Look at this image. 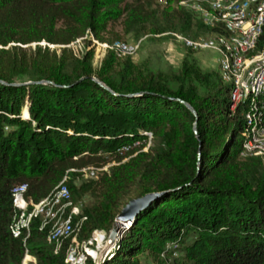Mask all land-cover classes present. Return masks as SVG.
I'll list each match as a JSON object with an SVG mask.
<instances>
[{
	"label": "trees",
	"instance_id": "16d2710c",
	"mask_svg": "<svg viewBox=\"0 0 264 264\" xmlns=\"http://www.w3.org/2000/svg\"><path fill=\"white\" fill-rule=\"evenodd\" d=\"M156 1L0 0V81L7 83H0V264H21L25 249L29 264H65L68 242L52 253L49 224L40 228L33 217L29 233L12 232L13 221L63 178L75 201L86 198L76 217H86L79 229L86 238L101 240L95 230L112 229L125 197L162 193L122 229L100 264H162L167 247L176 254L172 264H264V159L240 157L244 122L239 108L229 111L219 76L212 83L186 59L180 74L143 71L113 52L94 69L84 44L79 56L71 47L29 46L70 45L83 36L107 43L118 36L115 24L136 36L221 32L184 7L155 8ZM263 43L264 33L258 51ZM41 80L50 83H35ZM143 132L151 134L145 151ZM109 163L96 178L81 171Z\"/></svg>",
	"mask_w": 264,
	"mask_h": 264
},
{
	"label": "bare ground",
	"instance_id": "6f19581e",
	"mask_svg": "<svg viewBox=\"0 0 264 264\" xmlns=\"http://www.w3.org/2000/svg\"><path fill=\"white\" fill-rule=\"evenodd\" d=\"M246 2L247 0H238L239 6H246ZM182 4L186 9L195 13L202 24L211 28L221 29V32H214L211 36L204 39H189L181 35L176 37L181 40L186 47L193 51L210 50L217 53L218 76L221 82L228 86V98L230 101L229 111L233 113L234 105H236V109L239 108L240 116L244 122L246 138L242 143L240 157H260L264 159V43L261 50H257L259 39L264 33V0H250L248 2V9L258 11V16L262 17L254 22V34L253 37L249 38V44L246 34L234 26L232 24V19L226 16L231 15V8L229 7L228 0H187ZM245 19H252V12H245ZM91 40L98 48H101L102 52H105V49H112L116 52L117 56L131 54L134 48L124 44L112 46L99 43L95 39ZM240 45H242V55L237 57V55L240 54ZM258 64L259 68H256ZM244 77L245 83L243 85V93L240 96L237 92L236 81ZM143 134L151 137V134L148 132H143ZM137 145L138 141L131 146ZM131 146H120L118 150L120 153H125ZM84 169H87V167ZM95 172H92L89 177L96 178ZM63 183L64 178L47 197L34 205L30 212L23 211L19 217L24 215H28V218L36 216L34 208L37 205L42 206L44 202H49L48 200L62 199L69 204V193ZM24 190V185L14 188L12 190L13 198L15 199L21 196ZM78 215V209L73 206L64 220L60 221L56 219L50 227L45 242L52 246V253L54 254L58 253L64 241L68 242L66 246L67 256L65 264H78V260H85L83 256V250L85 248V250L89 248L94 249L92 260L94 264H100V254L105 246H101L102 241L97 237L80 238V235H78L79 233H76L73 228L74 225L72 227V217L75 216L76 218ZM85 219L86 217L83 216L78 221L80 225ZM42 226L41 224L40 228H42ZM14 228L15 229L12 227V232L14 235H17L19 229L22 227L14 226ZM93 243H96V245H93ZM111 248L112 247L107 250V253H109ZM33 260L34 258L28 256L27 250L25 249L22 264H27ZM86 264L91 263L88 261Z\"/></svg>",
	"mask_w": 264,
	"mask_h": 264
},
{
	"label": "rangeland",
	"instance_id": "374dc122",
	"mask_svg": "<svg viewBox=\"0 0 264 264\" xmlns=\"http://www.w3.org/2000/svg\"><path fill=\"white\" fill-rule=\"evenodd\" d=\"M184 1H187V0H157L155 8H158L160 10L161 9L176 10V9H179L180 7H184V5L182 4ZM113 31L114 33H117L118 36H114L113 34L108 35L107 36L108 41H106L107 43L105 44L112 45V46H118L120 44H124L126 46L134 47L131 54L117 56L116 52L112 49H105V52H102L101 48H98L97 45L94 42H92V40H89V38L86 36H83L82 38H77L70 45H49L44 42H40V43H31L29 46L32 47L38 44L42 46L43 48L49 47L50 49L71 47L75 49L76 56H79L80 47L82 48V50H84V47L82 46V44H84L86 50L91 49L93 52L92 66L94 69L100 68L104 60V57L106 56L108 52H113L115 57L118 59V61H122L126 58L129 59L135 67L143 71L151 70L153 73H160V74H167V75L180 74L182 70L183 61L186 59L188 64H193L195 68L199 70L201 73H208L210 75V80L212 83L219 82L217 53L210 51V50L193 51L189 49L188 47H186L184 43L181 40L177 39L176 37L178 35H181L189 39H200V38L204 39L207 37V34L199 33L196 37H193L191 35L181 34L174 30H167L162 33L148 32V33H143L142 35L136 36L132 33H123L122 28L117 24L113 26ZM96 41L99 43H102L98 40ZM95 49L100 52H96ZM23 82H26V81H22V83ZM195 84L198 86L200 92L204 91L203 85L200 86L198 85V83H195ZM150 138L151 137L146 136V146L143 148L144 151L146 150L147 146L150 143ZM135 143L136 141L133 143V145ZM127 159L128 158H125L121 162H124ZM109 165H112V163L103 165L101 167L99 166L96 167L99 169L90 167L87 169H83L81 171L84 173L85 176H90L92 172H95L97 170L95 172L96 177H97L100 175L102 171L106 170ZM64 181H65V178H64ZM72 199L73 198L71 197L69 193V202H70L69 204L65 200L58 199V200H48L49 202L47 203L44 202L42 206L37 205L34 208L35 209L34 212L36 216H33V217H37V219H39V222H41L43 226L49 224V226L51 227V225L54 223L56 219H59L60 221L64 220V218L68 215V213L70 212L73 206H75L79 212L80 210L79 207H81V205H83L86 201V198H83L82 200H79V201H75L74 199L73 200ZM130 200L131 199L129 197H125L122 201V205H123L122 208ZM33 217L28 218V215L17 217L13 221V224H12L13 229H15L14 226H18V227L24 228L25 231L29 233L31 218ZM127 225L125 227H127ZM50 227H49V230H50ZM72 227L75 229L76 233H79L78 235H80L81 239L86 238L85 236H83V234H81L82 229H81V232L79 231L80 223L76 221L75 216L72 217ZM49 230H48V233H49ZM95 231H100L104 234V236H100L102 238L100 240L102 241L101 246H105L100 254L101 259H102L103 257L107 255V250L110 248L108 244L106 246L107 237L110 231L105 232L101 229H97ZM95 231L92 230L91 233ZM93 245H96V243H93ZM85 249L83 250V256L85 257V260H82V261L78 260L77 261L78 264H83V263L86 264V262L88 263L89 257L87 254L90 252V250L88 249L85 250ZM167 249H169L171 253H165V254L160 255V257L162 258L164 262L162 264H172L173 262L172 260L176 257V254L173 248L171 249L170 247H167ZM86 256H87V261H86ZM29 263L31 262H28L27 264ZM21 264H22V261H21ZM147 264H151V263L148 262ZM154 264H158V263H154Z\"/></svg>",
	"mask_w": 264,
	"mask_h": 264
},
{
	"label": "water",
	"instance_id": "95a60500",
	"mask_svg": "<svg viewBox=\"0 0 264 264\" xmlns=\"http://www.w3.org/2000/svg\"><path fill=\"white\" fill-rule=\"evenodd\" d=\"M92 80H94L98 85L104 86L99 80H97L94 77H91ZM1 84H7L3 81H0ZM32 82H26L22 84H29ZM35 83H50L47 80H41ZM15 85H20L15 84ZM180 103H182L194 116H196V111L194 108L189 105L188 103L184 102L183 100L177 99ZM194 128H196V123L194 125ZM162 193L152 192V193H146L141 197L131 199L119 212V214L116 216L115 219V225L110 230L108 237H107V244L108 246L112 247L115 241L117 240L118 236L120 235L122 229L129 224L136 214L143 209L149 202L157 198Z\"/></svg>",
	"mask_w": 264,
	"mask_h": 264
},
{
	"label": "built area",
	"instance_id": "2783aa9c",
	"mask_svg": "<svg viewBox=\"0 0 264 264\" xmlns=\"http://www.w3.org/2000/svg\"><path fill=\"white\" fill-rule=\"evenodd\" d=\"M229 1V7L231 8V15L229 16L232 19V24L239 28L246 36L248 37V44H249V38L253 37L254 34V22L258 20V18H262L261 16H258V11H254L253 9H248V2L250 0H247L246 6H239L238 0H228ZM245 12H252V19H245ZM241 47L240 45V54L237 55V57H240L241 54ZM256 68H259L256 66ZM260 75V70H259ZM237 92L241 96L243 93V85L245 83V77L243 79L237 80ZM236 112V105H234V113Z\"/></svg>",
	"mask_w": 264,
	"mask_h": 264
}]
</instances>
